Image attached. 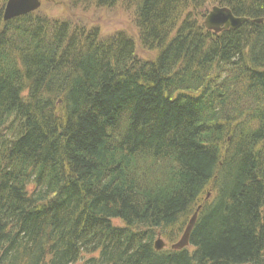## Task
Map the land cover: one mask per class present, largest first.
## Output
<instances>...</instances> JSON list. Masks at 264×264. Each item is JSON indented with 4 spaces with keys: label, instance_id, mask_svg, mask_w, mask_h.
<instances>
[{
    "label": "trees",
    "instance_id": "obj_1",
    "mask_svg": "<svg viewBox=\"0 0 264 264\" xmlns=\"http://www.w3.org/2000/svg\"><path fill=\"white\" fill-rule=\"evenodd\" d=\"M5 1L0 264H264V0H72L137 39ZM212 5L247 20L207 31Z\"/></svg>",
    "mask_w": 264,
    "mask_h": 264
},
{
    "label": "rangeland",
    "instance_id": "obj_2",
    "mask_svg": "<svg viewBox=\"0 0 264 264\" xmlns=\"http://www.w3.org/2000/svg\"><path fill=\"white\" fill-rule=\"evenodd\" d=\"M39 10L51 18L68 19L72 27L74 25L83 26L86 29L96 27L100 31V36L105 37L119 30L128 32L135 39L138 36L134 24V8H127L120 2L111 7H106L95 6L91 3H77L72 0H43ZM135 50L137 56L144 59L153 58L156 52V50L143 49L140 44L136 45ZM207 192L208 195H206ZM212 195L213 191L208 189V191H205L203 200L211 198ZM113 223L116 225L122 224L117 219L113 220ZM90 256L91 254L84 255L85 258Z\"/></svg>",
    "mask_w": 264,
    "mask_h": 264
},
{
    "label": "water",
    "instance_id": "obj_3",
    "mask_svg": "<svg viewBox=\"0 0 264 264\" xmlns=\"http://www.w3.org/2000/svg\"><path fill=\"white\" fill-rule=\"evenodd\" d=\"M41 1L42 0H7L3 8L2 19L6 21L14 17L30 13L39 8ZM245 21L246 18L235 17L229 8L214 5L205 15L203 19V26L206 30L216 33L228 28H235ZM255 21L261 22V19H256ZM198 210L199 207H197L191 215L179 240L170 246L171 249H182L188 245L190 232L195 223ZM154 247L156 250H160L164 247V243L160 240L159 235L157 236V240L154 242Z\"/></svg>",
    "mask_w": 264,
    "mask_h": 264
},
{
    "label": "bare ground",
    "instance_id": "obj_4",
    "mask_svg": "<svg viewBox=\"0 0 264 264\" xmlns=\"http://www.w3.org/2000/svg\"><path fill=\"white\" fill-rule=\"evenodd\" d=\"M42 2H43V0L41 1V4H40L39 8L41 7ZM218 6H221V5H218ZM39 8H38V10H39ZM234 16H235V17H239V18H246V20H247V17H244L243 15H234ZM255 20H256V19H254L253 21L256 22ZM134 44H135V46H136V45L139 44V43L136 41V42H134ZM121 130H122V129H120V131H121Z\"/></svg>",
    "mask_w": 264,
    "mask_h": 264
}]
</instances>
